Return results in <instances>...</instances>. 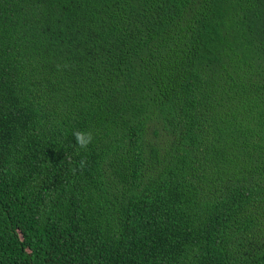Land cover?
<instances>
[{
    "label": "trees",
    "instance_id": "obj_1",
    "mask_svg": "<svg viewBox=\"0 0 264 264\" xmlns=\"http://www.w3.org/2000/svg\"><path fill=\"white\" fill-rule=\"evenodd\" d=\"M0 264H264V0H0Z\"/></svg>",
    "mask_w": 264,
    "mask_h": 264
},
{
    "label": "clouds",
    "instance_id": "obj_2",
    "mask_svg": "<svg viewBox=\"0 0 264 264\" xmlns=\"http://www.w3.org/2000/svg\"><path fill=\"white\" fill-rule=\"evenodd\" d=\"M76 143L80 148L86 149L93 142V134L89 131H77L74 133Z\"/></svg>",
    "mask_w": 264,
    "mask_h": 264
}]
</instances>
